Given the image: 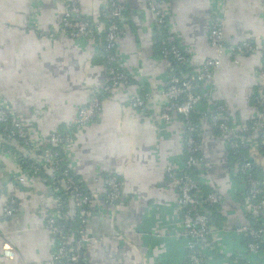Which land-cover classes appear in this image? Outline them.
Wrapping results in <instances>:
<instances>
[{"label":"crops","instance_id":"1","mask_svg":"<svg viewBox=\"0 0 264 264\" xmlns=\"http://www.w3.org/2000/svg\"><path fill=\"white\" fill-rule=\"evenodd\" d=\"M78 1L82 18L91 22L100 20L109 2ZM116 1L125 6L118 67L129 83L106 91L103 40L62 33L63 0H0V105L13 107L35 148L51 133H72L66 150L69 166L93 197L88 229L94 241L84 251L87 264H187L189 239L180 225V191L166 177L168 167L180 173L186 157L182 117H161L170 65L162 57L148 0ZM163 7L169 30L186 56L180 66L186 75L217 55L209 38L216 15L223 18L227 48L243 42L256 46L249 54L226 49L214 79L198 87L203 162L196 179L201 196L211 191L220 196L207 209L210 233L201 243L206 264H264V247L250 253L248 236L240 231L252 224L249 190L241 161L230 154L235 132L251 126L259 112L264 0H163ZM144 93L151 98L141 112L130 99ZM96 94L102 101L99 116L77 126L79 111ZM216 104L225 107L229 118L225 132L203 117ZM257 134L252 133L245 153L264 183V151ZM8 148L11 153L0 147V264H53L57 241L46 219L56 210L54 190L42 176L21 181L24 166ZM108 174L124 185L115 205L106 202L103 180ZM7 196L18 200L14 216L5 212ZM5 246L14 248L13 259L5 257Z\"/></svg>","mask_w":264,"mask_h":264},{"label":"built area","instance_id":"2","mask_svg":"<svg viewBox=\"0 0 264 264\" xmlns=\"http://www.w3.org/2000/svg\"><path fill=\"white\" fill-rule=\"evenodd\" d=\"M64 15L61 24V32L74 39H97L102 38V52L105 59V70L109 77L106 91H110L121 85L129 83V77L118 67V40L123 34L120 21L123 18L125 6L116 0H109L107 6L102 10V20L91 22L82 18V12L78 0H63ZM148 4L155 15L158 34L161 36V54L168 60L169 79L168 86L164 92L167 104L162 110L161 117L170 121L173 115L182 117L186 126V159L180 173L173 171L172 167L166 169L168 184L178 185L180 197L178 204L182 209L181 227L188 237L187 264H206L201 243L210 233V216L207 209L220 202V196L216 191L201 196L200 183L193 177L192 173L203 159L198 156L202 148V133L197 120L192 117L196 115L202 102V96L198 93L201 83L212 81L215 72L221 64L222 54L226 49L232 53H252L256 46L249 42H243L235 47L227 48L224 39V21L222 16L216 15L212 20V29L209 35L210 42L218 51L214 57H208L202 67L191 74L186 75L180 68L186 63V56L182 52L177 38L169 30L167 13L163 7V0H148ZM166 31L164 35L163 32ZM264 58V46L262 48ZM261 76V90L257 94L256 108L258 116L251 126L243 127L235 132L231 148L240 153L241 149L249 147L252 141V133L257 132V142L264 151V61L259 70ZM150 94L134 95L130 101L133 107L145 112ZM101 97L97 94L84 106L76 119L77 126L90 124L101 109ZM197 116V115H196ZM220 132L230 129L226 109L222 105H215L212 111L203 116ZM0 147L4 152H9L6 147L12 145L17 149L28 148L31 150L30 158L34 161L24 167L21 181L30 177H45L51 184L56 201V210L46 219V226L57 241V247L53 254V264H87L84 251L94 241L93 235L88 229L90 207L93 197L84 187L75 181L68 168L63 172L62 164L69 165V160L53 149V146H61L66 153L72 142L68 133H51L37 148L34 147L26 127L7 103L0 105ZM67 154V153H66ZM22 165L25 160L17 155ZM61 172L65 181L60 186H55V173ZM242 176L248 183L250 216L253 224L240 231L247 234L251 239L247 249L250 253L262 250L264 244V225L261 224V215L264 208V183L257 178L255 165L250 158H245L240 167ZM63 181V180H62ZM107 189L106 202L112 205L119 203L123 196V182L114 174L104 178ZM69 192L67 197L62 196ZM5 212L9 216L17 213L18 200L16 197L7 196ZM258 223H260L258 225ZM257 224V225H256ZM5 257L13 259L16 255L14 248L5 246ZM248 264V263H245Z\"/></svg>","mask_w":264,"mask_h":264},{"label":"trees","instance_id":"3","mask_svg":"<svg viewBox=\"0 0 264 264\" xmlns=\"http://www.w3.org/2000/svg\"><path fill=\"white\" fill-rule=\"evenodd\" d=\"M125 11V10H124ZM102 13V12H101ZM103 18H102V16L100 15V20H102ZM163 34L165 35L166 34V31H164L163 32ZM161 37V36H160ZM159 37V38H160ZM159 45H160V47H161V43H160V39H159ZM105 61V60H104ZM261 90V88H259L258 90H257V92H256V96H257V93L259 92ZM98 96H100V95H98ZM255 96V97H256ZM256 102H257V98H256ZM260 110L261 111H264V106H262V107H260ZM197 116L195 115V116H193L192 117V119H193V121L195 120H197ZM197 123L199 124V121L197 120ZM80 127V126H79ZM0 132H1V130H0ZM62 133H68V134H70L71 135V137H72V133L70 132V131H65V132H62ZM72 139H73V137H72ZM10 149H9V148ZM7 148L9 149V150H11L12 152H15V153H17V154H19L20 156H22L23 157V159L25 160V164L23 163V166L24 167H26L28 164H30V163H33V159L32 158H30L29 156H26L28 153H31V150L30 149H28V148H21V149H17V148H15V147H13L12 145H9V146H7ZM53 149L55 150V151H57V152H59L60 153V155L61 156H63L64 158L66 157V159H68V155L64 152V150H63V148L60 146H53ZM246 148H243V149H241V151H240V153H237L236 152V150H234V149H232L231 147H230V154L232 155V156H234L236 159H237V161H241V163H242V161L245 159V158H247V156H246ZM26 154V155H25ZM198 156H200L201 157V153H199L198 154ZM186 157H187V155H186ZM186 157H185V159H186ZM22 161V160H21ZM62 166H63V168L60 170L61 172H63L64 170H65V168H68L69 169V171H70V175H71V177L75 180V181H77L79 184H81L83 187H84V185H83V183L80 181V179H79V177L72 171V169L70 168V166L69 165H67V164H62ZM196 169L197 168H195L194 170H193V173H192V175H193V177L196 179ZM61 172H56L55 173V180H54V182H55V186H60L64 181H65V179H64V177L62 176V174H61ZM255 172H256V170H255ZM256 175H257V172H256ZM108 176H110L109 174L108 175H105L104 177L106 178V177H108ZM257 178L259 179V177H258V175H257ZM63 180V181H62ZM197 180V179H196ZM260 181H261V179H259ZM198 181V180H197ZM85 189V188H84ZM69 195V192H64L63 194H62V196H64V197H67ZM251 222H252V224H253V220L251 219ZM261 223V222H260ZM260 223H258V225L260 224ZM257 225V224H256ZM251 242V239L248 237V239H247V245H248V243H250ZM263 247H264V244H263Z\"/></svg>","mask_w":264,"mask_h":264}]
</instances>
